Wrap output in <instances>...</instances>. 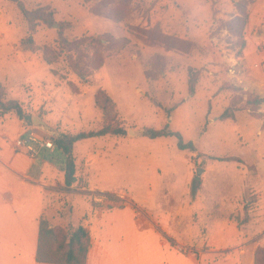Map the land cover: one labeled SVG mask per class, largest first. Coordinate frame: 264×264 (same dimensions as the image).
<instances>
[{"label":"rangeland","instance_id":"rangeland-1","mask_svg":"<svg viewBox=\"0 0 264 264\" xmlns=\"http://www.w3.org/2000/svg\"><path fill=\"white\" fill-rule=\"evenodd\" d=\"M18 1L50 19L29 23L17 2L0 0L6 99L74 135L107 123L95 101L103 90L126 130L73 145L71 188L60 172L65 155L46 134L54 148L32 158L42 151L58 169L41 217L61 229L88 227L87 264H254L264 248V0ZM27 36L34 51L21 46ZM76 40L86 41L85 75L68 59L79 54ZM46 49L57 63H45ZM254 96L263 100L256 110L245 106ZM166 126L197 152L179 149L175 136L146 135ZM40 209L38 197L18 215L0 208V264H41L40 219L29 220Z\"/></svg>","mask_w":264,"mask_h":264},{"label":"trees","instance_id":"trees-1","mask_svg":"<svg viewBox=\"0 0 264 264\" xmlns=\"http://www.w3.org/2000/svg\"><path fill=\"white\" fill-rule=\"evenodd\" d=\"M17 2L20 11L22 12L24 18L29 23H35L38 21L48 22L50 19V14H46V9L37 8L34 10H28L24 5L18 0H13ZM32 36H27L21 39V46L25 51H34L35 44ZM76 45L72 48L78 51L76 57L70 56L71 67L79 75H85V58L83 57L84 47H87L86 41L76 40ZM93 44L100 45L101 39L96 38ZM243 44V42H242ZM60 55L49 51L46 49L44 51L43 57L47 64H55L58 62ZM196 78L193 76L189 80V92L193 94L195 92ZM7 93L5 92L2 83L0 82V115H4L9 112H14L20 119H26L30 124H32V116H26L23 111V107L18 100L6 99ZM95 101L99 109L104 113L107 123L97 131L79 132L77 134H62V137L55 138L56 148L60 149L65 155V167H64V185L67 188H71L78 180L76 175V159L73 154V145L83 139L102 137L105 135H124L126 130L114 123L116 119V114H114V103L112 99L101 90L96 94ZM263 100L258 96L249 97L246 101V107H252L256 110L260 107ZM226 110L223 112L222 117H227ZM146 135L152 139H157L160 137L175 136L177 138V146L181 150H189L192 152H197V148L192 141L185 142L181 133L175 132L169 129L168 126L163 129L157 130L153 128H148L146 130ZM199 155H203L198 152ZM211 159L217 161H238L234 156H210ZM201 185V181H195V186L192 189V195L195 194L196 190ZM245 218L243 223H246L248 218L247 206H244ZM91 246V236L88 227L84 224H80L76 227L69 224L68 228L61 229L53 226L46 217H41L39 221V233H38V245L35 252V260L37 263L44 264H87L89 249ZM254 264H264V248L257 249L254 258Z\"/></svg>","mask_w":264,"mask_h":264},{"label":"crops","instance_id":"crops-1","mask_svg":"<svg viewBox=\"0 0 264 264\" xmlns=\"http://www.w3.org/2000/svg\"><path fill=\"white\" fill-rule=\"evenodd\" d=\"M29 127L14 112L0 115V208L7 217L18 215L29 206L30 200L38 197L42 209L29 217L34 223L42 215L41 210H44L48 201L47 188L52 185L51 180L58 168L39 157L44 154L42 151L38 158H32L29 154L15 149V141ZM14 137L15 141L12 140ZM7 140H11L10 143ZM60 172L63 176L64 170Z\"/></svg>","mask_w":264,"mask_h":264},{"label":"built area","instance_id":"built-area-1","mask_svg":"<svg viewBox=\"0 0 264 264\" xmlns=\"http://www.w3.org/2000/svg\"><path fill=\"white\" fill-rule=\"evenodd\" d=\"M14 146L19 152L35 156L42 149H53L54 138H48L45 132L32 126L15 141Z\"/></svg>","mask_w":264,"mask_h":264},{"label":"water","instance_id":"water-1","mask_svg":"<svg viewBox=\"0 0 264 264\" xmlns=\"http://www.w3.org/2000/svg\"><path fill=\"white\" fill-rule=\"evenodd\" d=\"M32 123L34 128L39 129L45 132L46 134H50L56 138L62 137V134H60L57 130L49 126L40 116H32ZM203 171V168H199L197 171V175L200 176Z\"/></svg>","mask_w":264,"mask_h":264}]
</instances>
